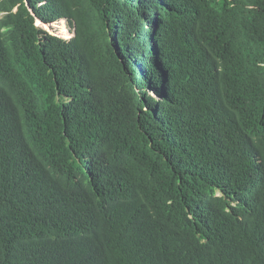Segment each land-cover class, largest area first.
Segmentation results:
<instances>
[{
    "label": "trees",
    "instance_id": "16d2710c",
    "mask_svg": "<svg viewBox=\"0 0 264 264\" xmlns=\"http://www.w3.org/2000/svg\"><path fill=\"white\" fill-rule=\"evenodd\" d=\"M0 264H264V0H0Z\"/></svg>",
    "mask_w": 264,
    "mask_h": 264
},
{
    "label": "rangeland",
    "instance_id": "374dc122",
    "mask_svg": "<svg viewBox=\"0 0 264 264\" xmlns=\"http://www.w3.org/2000/svg\"><path fill=\"white\" fill-rule=\"evenodd\" d=\"M38 26L42 27L44 30H46L49 34H52L53 36L60 37L63 39H67L70 35L74 36V30H72L69 27V24L67 21H61L58 23H55L53 27L43 26L41 23H37ZM47 27V28H46ZM66 29V32L63 34V29ZM68 30V32H67ZM156 96V95H155Z\"/></svg>",
    "mask_w": 264,
    "mask_h": 264
},
{
    "label": "clouds",
    "instance_id": "9594fccd",
    "mask_svg": "<svg viewBox=\"0 0 264 264\" xmlns=\"http://www.w3.org/2000/svg\"><path fill=\"white\" fill-rule=\"evenodd\" d=\"M39 21H40V20H39ZM40 22H41V21H40ZM41 24H42V22H41ZM37 25H38V24H37ZM52 25H53V24H52ZM52 25H47V26L52 27ZM38 27H40V26H38ZM40 28H42V27H40ZM67 32H68V30H67ZM74 32H75V30H74ZM75 33H76V32H75ZM75 33H74V36L70 35V36L67 37V39H65V40H68V41L71 40L73 37H75V35H76ZM51 35H52V34H51ZM153 96H155V94H153Z\"/></svg>",
    "mask_w": 264,
    "mask_h": 264
}]
</instances>
